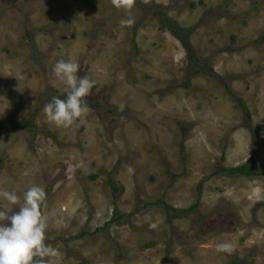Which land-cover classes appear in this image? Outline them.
<instances>
[{
	"label": "rangeland",
	"instance_id": "1",
	"mask_svg": "<svg viewBox=\"0 0 264 264\" xmlns=\"http://www.w3.org/2000/svg\"><path fill=\"white\" fill-rule=\"evenodd\" d=\"M154 5L195 27L194 68ZM61 59L99 104L68 128ZM0 119V191L45 189L47 264H264V0H0Z\"/></svg>",
	"mask_w": 264,
	"mask_h": 264
},
{
	"label": "clouds",
	"instance_id": "2",
	"mask_svg": "<svg viewBox=\"0 0 264 264\" xmlns=\"http://www.w3.org/2000/svg\"><path fill=\"white\" fill-rule=\"evenodd\" d=\"M117 9L130 10L135 0H112ZM131 18L121 20L123 25H132ZM80 66L72 60H58L53 74L65 85L63 99L53 96L44 111L49 121L57 127H70L76 120L89 112L87 97L95 81L87 75L78 76ZM0 199L15 207V210L0 208V264H47L48 258L57 257L59 252L47 242V220L41 212L46 191L39 185H32L21 195L15 190L0 191ZM219 253L231 254L233 245L229 242L216 244Z\"/></svg>",
	"mask_w": 264,
	"mask_h": 264
},
{
	"label": "trees",
	"instance_id": "3",
	"mask_svg": "<svg viewBox=\"0 0 264 264\" xmlns=\"http://www.w3.org/2000/svg\"><path fill=\"white\" fill-rule=\"evenodd\" d=\"M137 0H135L136 2ZM155 6V14L157 16V20L159 22V27L162 30H167L169 31L182 45L183 49L185 50L186 54L188 55V59H189V67L190 68H194V64H195V54H194V49L192 47V44L190 42V36L191 34L194 32L195 27H181L179 26L176 21L171 20L167 14L165 12H163L161 10V7L159 5H154ZM189 74V73H187ZM66 94L64 95H58V94H53V95H48V99H52L53 96L59 97L61 99H63L65 97ZM87 104L89 107H97L99 106V104L97 103H90L89 101H87ZM17 126L15 124H13L11 121H8L7 119H0V136L9 130H12L14 128H16ZM264 133V126L261 127L258 130V133L256 132H252L253 136L251 137V141L253 143L252 148L253 151L256 149V139L257 137L260 136V134ZM224 171L229 174V175H248V176H254L257 175L258 172L254 169V167L252 166V161L248 160L245 163L239 165V166H235V167H231V168H226L224 169ZM199 193H201V188H202V181L198 183L197 185ZM196 206V204L192 205L190 208L188 209H182V210H176L177 212H185L192 210L194 207Z\"/></svg>",
	"mask_w": 264,
	"mask_h": 264
}]
</instances>
